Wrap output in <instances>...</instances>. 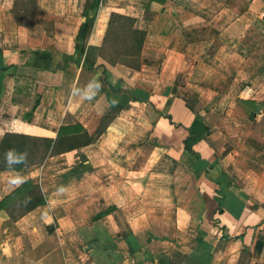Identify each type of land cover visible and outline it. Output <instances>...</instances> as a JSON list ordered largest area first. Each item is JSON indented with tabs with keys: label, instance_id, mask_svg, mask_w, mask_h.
I'll use <instances>...</instances> for the list:
<instances>
[{
	"label": "crops",
	"instance_id": "obj_1",
	"mask_svg": "<svg viewBox=\"0 0 264 264\" xmlns=\"http://www.w3.org/2000/svg\"><path fill=\"white\" fill-rule=\"evenodd\" d=\"M112 12L145 32L129 63L89 48ZM114 105L94 142L0 170L46 195L0 208V264H264V0H0V140Z\"/></svg>",
	"mask_w": 264,
	"mask_h": 264
},
{
	"label": "trees",
	"instance_id": "obj_2",
	"mask_svg": "<svg viewBox=\"0 0 264 264\" xmlns=\"http://www.w3.org/2000/svg\"><path fill=\"white\" fill-rule=\"evenodd\" d=\"M133 23V18L112 12L102 45L99 48H89L97 50V54L109 64L113 65L118 62L129 63V57H135L140 54L145 36V32L134 28ZM77 62L79 63V61ZM83 66L86 69L90 68L89 64H87V58L84 59ZM120 108L119 105H114L92 134L87 131L71 134L60 133L53 139L31 136L24 133L5 132L0 140V170L19 169L24 166L38 165L43 163L48 156L94 142ZM185 146L189 148L187 142ZM10 149L26 153L24 163L9 166L6 163L5 154ZM19 179H22L23 182L17 183L16 181ZM0 194L2 197L0 208L6 211L12 221H16L19 217L46 201V195L39 183L34 182L28 176L20 177L0 186ZM15 195H17L16 198L10 204H7L8 199Z\"/></svg>",
	"mask_w": 264,
	"mask_h": 264
},
{
	"label": "clouds",
	"instance_id": "obj_3",
	"mask_svg": "<svg viewBox=\"0 0 264 264\" xmlns=\"http://www.w3.org/2000/svg\"><path fill=\"white\" fill-rule=\"evenodd\" d=\"M95 87H99V85L96 84ZM86 98H90V97H86ZM26 155H27L26 153H21V152L17 151L16 149H10L5 154L6 163L9 166H13L16 164H22L25 161ZM16 182L20 183L23 181H22V179H19ZM60 190L63 191V188H61Z\"/></svg>",
	"mask_w": 264,
	"mask_h": 264
},
{
	"label": "rangeland",
	"instance_id": "obj_4",
	"mask_svg": "<svg viewBox=\"0 0 264 264\" xmlns=\"http://www.w3.org/2000/svg\"><path fill=\"white\" fill-rule=\"evenodd\" d=\"M126 60H127V59H126ZM128 60H129V58H128ZM128 60H127V61H128ZM16 196H17V195L10 197V199H8L7 204H10V203L16 198Z\"/></svg>",
	"mask_w": 264,
	"mask_h": 264
}]
</instances>
